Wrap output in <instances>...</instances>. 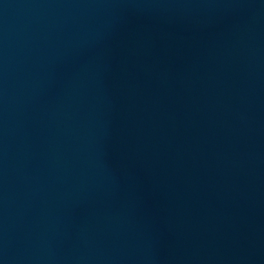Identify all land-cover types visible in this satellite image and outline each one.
<instances>
[{
  "label": "water",
  "instance_id": "obj_1",
  "mask_svg": "<svg viewBox=\"0 0 264 264\" xmlns=\"http://www.w3.org/2000/svg\"><path fill=\"white\" fill-rule=\"evenodd\" d=\"M0 264H264V0H0Z\"/></svg>",
  "mask_w": 264,
  "mask_h": 264
}]
</instances>
